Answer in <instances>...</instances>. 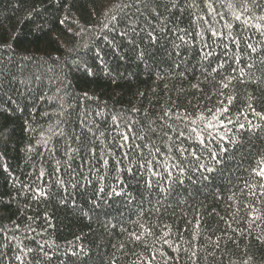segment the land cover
<instances>
[{
    "label": "trees",
    "instance_id": "obj_1",
    "mask_svg": "<svg viewBox=\"0 0 264 264\" xmlns=\"http://www.w3.org/2000/svg\"><path fill=\"white\" fill-rule=\"evenodd\" d=\"M261 168L264 0H0V264H264Z\"/></svg>",
    "mask_w": 264,
    "mask_h": 264
},
{
    "label": "snow or ice",
    "instance_id": "obj_2",
    "mask_svg": "<svg viewBox=\"0 0 264 264\" xmlns=\"http://www.w3.org/2000/svg\"><path fill=\"white\" fill-rule=\"evenodd\" d=\"M241 127H243V125H241ZM257 174L260 175L261 177H264V168H261Z\"/></svg>",
    "mask_w": 264,
    "mask_h": 264
}]
</instances>
